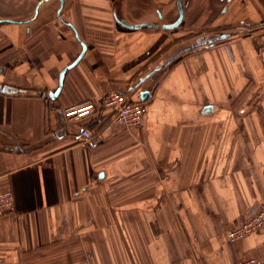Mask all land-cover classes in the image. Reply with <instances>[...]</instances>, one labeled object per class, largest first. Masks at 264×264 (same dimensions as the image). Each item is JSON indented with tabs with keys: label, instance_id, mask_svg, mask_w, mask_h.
<instances>
[{
	"label": "crops",
	"instance_id": "crops-1",
	"mask_svg": "<svg viewBox=\"0 0 264 264\" xmlns=\"http://www.w3.org/2000/svg\"><path fill=\"white\" fill-rule=\"evenodd\" d=\"M179 3L0 0L4 264L264 257V229L225 233L264 202V0ZM215 30L219 42L196 44ZM110 90L148 91L142 124L94 114L103 141L77 143L63 108Z\"/></svg>",
	"mask_w": 264,
	"mask_h": 264
},
{
	"label": "built area",
	"instance_id": "built-area-1",
	"mask_svg": "<svg viewBox=\"0 0 264 264\" xmlns=\"http://www.w3.org/2000/svg\"><path fill=\"white\" fill-rule=\"evenodd\" d=\"M212 38L201 33L195 42L199 47H209L213 44ZM62 113L67 123L75 126L77 143L89 146L101 143L104 138L102 129L90 128L86 124L92 115H97L96 123L100 125L104 122H112L128 129L137 128L144 118L145 103L140 97L132 99L127 93L110 90L101 96L99 103L90 99L84 100L63 108ZM14 208L12 192L0 187V217L13 213ZM260 229H264V202L258 204L255 211L240 224L228 228L225 233L228 240L236 241ZM0 264H4L2 257ZM233 264H264V257L246 256Z\"/></svg>",
	"mask_w": 264,
	"mask_h": 264
},
{
	"label": "water",
	"instance_id": "water-1",
	"mask_svg": "<svg viewBox=\"0 0 264 264\" xmlns=\"http://www.w3.org/2000/svg\"><path fill=\"white\" fill-rule=\"evenodd\" d=\"M178 3H179V0H178ZM178 13H179V16H178L177 21L175 23H172V24H165V25H163V28H173V27L177 26L178 23L181 21V19H182V8H181L180 3L178 5ZM118 22L121 23L122 25L126 26V27H131V28H137V27H142V26H150V27H154L155 26V25H152V24H149V25H130V24L125 23L124 21H118ZM81 55H82V53L80 54V56ZM170 60L171 59L167 60L164 64L168 63ZM160 66H157L156 69L160 68ZM156 69H154V70H156ZM63 72L64 71H62V73L60 74L59 83L61 82V78H62ZM147 95H148V91L147 90L139 92V97H140L141 100H144Z\"/></svg>",
	"mask_w": 264,
	"mask_h": 264
},
{
	"label": "rangeland",
	"instance_id": "rangeland-1",
	"mask_svg": "<svg viewBox=\"0 0 264 264\" xmlns=\"http://www.w3.org/2000/svg\"><path fill=\"white\" fill-rule=\"evenodd\" d=\"M221 32H222V30L206 31V32H204V34L213 37V38H212V42H213V44H214V43H217V42L220 41L219 38H220V36H221V35H220Z\"/></svg>",
	"mask_w": 264,
	"mask_h": 264
}]
</instances>
